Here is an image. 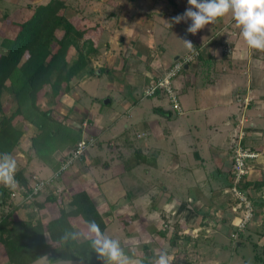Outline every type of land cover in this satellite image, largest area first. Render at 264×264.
<instances>
[{"label": "rangeland", "instance_id": "rangeland-1", "mask_svg": "<svg viewBox=\"0 0 264 264\" xmlns=\"http://www.w3.org/2000/svg\"><path fill=\"white\" fill-rule=\"evenodd\" d=\"M50 1L0 0V55L7 54L4 33L7 24H11L8 22H15L18 14L22 17ZM59 1L63 5L62 12L66 18H84L86 24H96L103 32L97 52L84 55L87 66L83 70V77L79 78L82 71L69 83H62L54 89L47 86L46 96L42 97L40 93L35 100L24 97L25 78L21 74L7 79L0 90V154H7L16 162L14 185L0 183V238L7 240L13 251H18L17 237L24 233L32 236L31 229L36 226L43 232L47 241L51 233H56L57 237L66 235L67 241L70 240L74 244H81L86 238H95V235L88 231L89 224L83 221L82 216L75 214L77 206L75 201L76 196L84 192L83 185L89 179L86 177L88 171L90 173L91 167H95L96 163L94 160L87 162L89 158L87 152L82 155L81 160L75 159L68 169L59 173L62 164L72 156V150L84 138L96 137L94 139L96 144L92 148L104 144L108 145V148L113 146L120 152L125 139L133 140V136L136 139V135L138 138L145 136V123L142 121L144 116L151 117L155 112L164 115L166 112L154 105L156 96L143 95L144 89L151 86L154 80L158 81L164 71L177 60L179 63L182 61L186 63L181 71V74L184 73V67L190 64L191 53H199L201 50L199 47L192 48L187 55L173 59L165 68L161 67L165 70L155 77L158 66L150 63L156 59L160 60V56L172 47L164 40L149 39L143 32H148L149 28H152L153 23L148 21L151 16L153 17L151 21L156 17L155 12L148 10L149 6H153L151 0H139V3L135 2L137 0ZM205 51L206 49L200 52ZM75 54L74 52L71 60L76 58ZM112 60H119L113 69L98 73L99 69L105 70L106 64L112 65L110 64ZM120 60H124L123 66L129 69V73L122 63L120 64ZM195 60L204 58H199L198 55V58L196 56L191 62L194 63ZM205 65L196 64L194 70L190 69V77L196 75V72L208 78L210 72L218 73L215 64ZM137 66H141V69L139 70ZM257 68L264 70V49L253 50L251 60L237 62L235 69L237 71L247 69V72L244 70L237 76L239 87L237 97L234 96V99H237V110L231 115L232 121L226 141L224 139L221 142L218 139L221 148L217 154L211 148L205 152L204 160H200L201 157L198 159L201 163L208 161L209 170L215 175L216 169L221 168L220 164L223 162L221 169L225 178H230L232 168L230 158L236 142L240 148L256 155L254 160L246 162L247 175L244 177V191L252 202L250 219L242 230L231 225L235 198L230 193L229 179H224V176L219 183L213 181L214 185L218 186L216 190L210 194H198V200L192 206L175 196L170 197L166 192L156 195L155 199L152 196L149 207L147 202L139 203L137 197L131 203L121 201L120 204L113 205L104 217L107 218L105 222L107 225L105 224L102 233L120 242L129 264H154L155 257L160 252H167L173 257L171 264H263L264 136L261 135L262 131L258 129L254 120L263 119L264 111L263 109L256 111L262 115L255 113L254 117L253 107H260L259 110L264 108V85L258 82L255 83L256 88H252L255 85L250 87L249 82L243 79L249 69ZM144 69L148 72L146 78L150 76L151 79L140 82L135 77ZM121 72L126 74V80L120 78ZM54 79L55 76L52 77V83ZM177 79L172 81V84H175ZM252 89L261 95L256 97V101L249 97L248 93ZM100 90L102 93L95 96L94 92ZM171 91L169 92L172 96L163 90L158 97L166 98L172 104L175 111L167 109L171 111L168 117L175 120L179 114L177 107H180L181 92H177L174 85ZM105 98L106 104L103 103ZM16 110L20 113L14 115ZM114 127L119 129L118 133L105 137V133ZM194 127V130L199 132L200 129ZM83 130L87 131L88 135L85 133L87 137L83 138ZM210 136L212 137L213 133ZM216 138L212 140L216 141ZM214 155L223 158L217 165ZM106 164L104 162L95 169L100 171ZM203 167L206 171L207 164ZM125 174L127 173H123L122 177L124 183L117 186L119 191L121 189V194L128 198L134 197L135 190ZM93 178L95 180L96 177ZM35 186L42 187L34 192ZM47 197L55 200L47 204L45 203ZM99 211L105 216L104 210ZM62 214L66 215V218ZM244 214L243 210H238L237 218H243ZM111 217H114L113 221ZM60 218L66 225L69 224L66 230L58 229L53 233L49 226V230L47 229L48 224H56ZM11 235L15 237L8 240L10 238L8 236ZM3 249L0 243V264H15L8 260ZM144 249L150 251L145 253ZM31 264L85 263L76 260H53L47 254Z\"/></svg>", "mask_w": 264, "mask_h": 264}, {"label": "crops", "instance_id": "crops-1", "mask_svg": "<svg viewBox=\"0 0 264 264\" xmlns=\"http://www.w3.org/2000/svg\"><path fill=\"white\" fill-rule=\"evenodd\" d=\"M151 1L153 6H149L148 10L151 9L152 12H155L156 17L151 21L153 18L151 16V19L148 21L153 23L152 28H149L148 32H143L145 35L147 34L149 39L158 38L159 41L164 40L166 44L172 47L168 52L160 56V60L156 59L150 63L153 64V66H158L157 70L154 68L156 71L155 77L159 76L161 71L165 70H162L161 67L165 68L173 59L187 55L192 51V48L199 47L202 51L206 49L205 52H207V54L205 52V54L203 52L201 53V50L199 53H191V61H194L196 56L198 58V55L199 58L203 57L204 60H195L194 63L190 61V64L184 67V73L176 77L178 78L176 80L177 82L172 84V89L174 85L176 91L181 92L179 95V106L182 109L177 107V110H179L177 119L173 120L168 117L171 111L167 109H172L174 111L175 109H173L174 107L166 98H159L156 94L160 92H157L155 93L156 98H154V105L157 109H163L166 113L164 115H159V113L155 112L151 117L147 115L144 116L142 121L145 123V136L137 138L136 135V139H134V136L133 140L125 139L120 152L113 146L108 148V145L104 144L99 145L100 147H91L87 151L89 153L87 162L94 160L96 164L94 165L95 167H91L90 173L88 171L87 176L85 175L87 179L88 177L89 179L87 183L83 185V190L89 195V198L98 210H104L105 216H102L103 218L107 216V213L113 205H117V203L120 204L121 201L131 203V201L138 198L139 203L147 202L149 207L152 203V196L155 199L157 198L156 195H159L161 192H166L170 197L175 196L179 200L185 201L184 203H188V205L192 206L197 202L198 194H210L213 190L218 188L217 185H214L213 181L219 183L222 176H224V179H229L228 182L231 181V177L225 178V174L221 169L223 168V162L220 164L221 168L219 167L216 169L217 175H215L210 172L208 161L201 163L198 159L201 157L200 160H204L205 152H208V150L210 151L211 148L214 153L217 154L221 148L218 139H220L221 142L224 139L226 141L232 121L231 115L237 110V99H234V96L237 97V87H239L237 84V76L244 70L247 72V69H240L237 71V69H235L237 67V62L251 60V53L253 50L257 49H249L245 45V42L239 35V28L235 25L231 13H226L224 16L205 25L198 30L196 34H191L185 31L187 23L183 21L179 24L171 23L172 17L178 13H182L186 7H189V5H187V0ZM135 2L139 3V0ZM139 9L138 6V10ZM161 9H163L162 12ZM128 14L131 15L132 13ZM156 18H160L161 20L158 19V21ZM185 39L192 44L191 47L184 43L183 40ZM208 40L211 41L207 44L206 42ZM170 43H172V45ZM118 61L119 60H112L110 62L112 65L109 66L106 64V66H104L105 70L99 69L98 73L102 71L109 72ZM120 61V64L122 63L121 65L123 66L124 60ZM198 63L202 66H206L205 63L215 64L218 73L211 74L210 72L209 78L211 79L198 72H196V75L193 74L190 77V69L194 70V66ZM143 64L145 65V63ZM140 67L141 66H137L139 70L141 69ZM125 70L129 73V69L125 68ZM165 72L166 70L164 73ZM147 74L148 72L144 69L137 73L136 77L135 75L132 76L140 82H145L146 79L147 81L151 79L150 76L146 78L148 76ZM82 75H84V71L79 75V78L83 77ZM125 75L126 74L121 72L120 78L126 80ZM84 78L86 77L84 76ZM116 78L119 80L118 77ZM243 79L249 82L250 87L254 84L255 87L253 86L252 88H256L255 83L258 82L264 85V70L262 68L249 69L248 73H245ZM245 81H243V84H245ZM154 82L156 81L154 80L152 83ZM183 89H186V91ZM146 90L147 88L144 89V96ZM100 93H102L101 90L94 92V95L99 96ZM248 94L249 97L254 100L256 97L258 98L261 96L255 92V89L250 90ZM103 103H107L106 98L103 100ZM253 108L254 112H252L254 117L255 113L260 115L263 114L264 117V112L262 114L256 112L262 111V109L264 111V108H261V110H259L260 107ZM254 121L257 122L258 129L262 131V134H260L264 136V118L255 119ZM194 126L200 129L199 132L194 130ZM112 129L113 130L103 135L108 137V135L112 133L116 134L119 131L116 127ZM114 130H117V132H114ZM209 131L210 133H208ZM85 133H87V131L83 130V138L88 135V133L87 135H85ZM122 133H124V130ZM212 133L213 136L216 135L214 136L217 137L216 141H213L214 137L210 136ZM102 137H100V139H102ZM94 139H96V137ZM94 139L92 138L93 144L95 145ZM204 149L205 151H203ZM214 156L216 165L217 162L220 163L223 160V158L217 155ZM104 162L107 164L105 167H101L102 170L98 171L95 169L100 167ZM231 163L232 159L230 158V164ZM206 164V171H204L203 166ZM123 173H127L125 174L126 178L130 181L129 184H131V187L135 190L134 195L136 196L128 198V196L121 194V189V192L119 191L117 185L121 186V184L124 183L122 179ZM93 177H96L95 180ZM129 193L131 192H128V194ZM232 213L231 225L234 226L237 212H233L232 210ZM113 218L114 217H111V221H113ZM104 220V222H106L107 218H104ZM105 224L107 225V223ZM145 251V253H148L150 250ZM235 254H237V251Z\"/></svg>", "mask_w": 264, "mask_h": 264}, {"label": "trees", "instance_id": "trees-1", "mask_svg": "<svg viewBox=\"0 0 264 264\" xmlns=\"http://www.w3.org/2000/svg\"><path fill=\"white\" fill-rule=\"evenodd\" d=\"M62 11L61 1L51 0L46 5L36 7L29 14H22V17L18 14L15 22H8L11 24H7L8 27L4 33L7 54L0 55V90L7 79L21 74L25 78L24 97L35 100L40 93L42 97L46 96L47 86L54 89L62 83H69L86 67L87 61L84 55L97 52L102 28L96 24H86L84 18H66ZM74 52L76 58L71 60ZM53 76H55L54 83L51 81ZM19 113V110H16L14 115ZM81 141H85L88 147L76 160H81L82 155L94 145L92 138H84ZM63 171L65 170H60L59 173ZM230 177L232 180V171H230ZM245 178L242 177L239 182V190L244 193ZM76 199L75 214L82 216L85 223L94 221L102 232L105 228L104 218L89 195L84 191L77 195ZM51 200L54 201L55 198L47 197L45 203L50 204ZM62 215L66 218V215ZM68 225L60 218L56 224H48L47 229L49 230L50 227L51 232L54 233L58 229L66 230ZM30 233L32 236L24 233L17 237L18 251H13L7 244V240L0 238V243L10 262L31 264L48 254L53 260L65 259L85 264H105V259L98 258V254L93 250V237L86 238L81 244H74L70 240L67 241L66 235L57 237L56 233H51L47 241L37 226L32 228ZM8 237H10L8 240H11L15 236Z\"/></svg>", "mask_w": 264, "mask_h": 264}, {"label": "clouds", "instance_id": "clouds-1", "mask_svg": "<svg viewBox=\"0 0 264 264\" xmlns=\"http://www.w3.org/2000/svg\"><path fill=\"white\" fill-rule=\"evenodd\" d=\"M187 5L189 7L182 13L171 18V23H187V33L196 34L205 25L231 13L245 45L249 49H264V0H187ZM183 41L192 46L187 39ZM15 169V160L7 154H0V183L14 185ZM88 231L95 235L93 250L98 258L105 259V264H129L117 239L104 235L94 221L89 223ZM172 259L167 252H160L154 264H171Z\"/></svg>", "mask_w": 264, "mask_h": 264}, {"label": "built area", "instance_id": "built-area-1", "mask_svg": "<svg viewBox=\"0 0 264 264\" xmlns=\"http://www.w3.org/2000/svg\"><path fill=\"white\" fill-rule=\"evenodd\" d=\"M186 64L184 61L179 63V60L175 61L174 64L166 70L164 75L156 82L152 83L151 86H149L145 92V95L147 97H152L157 92H163V90L166 91L169 95L172 96V94L169 92L172 90V81L181 74V71L183 69V65ZM172 92V91H171ZM174 96V95H173ZM138 138V136H137ZM88 147L87 143L85 141H81L76 145L75 150L73 151V154L68 160L64 162L60 170H66L69 168L73 160L80 157V155L86 150ZM232 153V182L230 186V193L235 198V203L233 207V212H238V210H243L245 213L244 217L239 219L236 218V221L234 223V226L236 229L242 230L244 226L246 225L247 221L251 217V211L252 209V202L247 197V195L244 192H241L239 190V182L242 179V177H245L247 175V163L250 160H254L256 155L253 152L244 150L240 148L237 145V142L234 144ZM42 185V184H41ZM42 187V186H41ZM41 187L34 188V192L39 190ZM238 221V222H237Z\"/></svg>", "mask_w": 264, "mask_h": 264}]
</instances>
